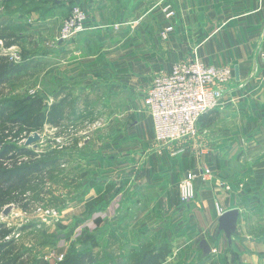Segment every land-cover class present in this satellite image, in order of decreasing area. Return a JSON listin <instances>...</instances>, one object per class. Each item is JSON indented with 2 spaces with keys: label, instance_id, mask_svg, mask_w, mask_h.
Masks as SVG:
<instances>
[{
  "label": "crops",
  "instance_id": "1",
  "mask_svg": "<svg viewBox=\"0 0 264 264\" xmlns=\"http://www.w3.org/2000/svg\"><path fill=\"white\" fill-rule=\"evenodd\" d=\"M16 1L22 9L13 6L14 20L23 15L33 24L27 22L29 28L39 30L42 57L75 49L55 78L70 74L82 81L100 71L123 103L121 113H109L108 120L118 123L110 124L102 154L92 156L100 179L71 207L73 215L89 214L87 202L104 195L103 207L87 224L118 219L112 214L117 205L126 209L138 200V234L150 227V234L172 244L163 264L188 261L203 239L211 247L207 263L264 264V57L258 48L264 0H70L86 9L91 29L72 41L54 38L70 6L58 0L10 4ZM168 5L176 10V27L163 40ZM194 59L232 69L221 105L207 114L217 119L194 139L160 143L142 96L175 63ZM204 168L212 176L197 178L196 198L182 202L179 182ZM232 208L239 217L227 238L217 228L221 214Z\"/></svg>",
  "mask_w": 264,
  "mask_h": 264
},
{
  "label": "rangeland",
  "instance_id": "2",
  "mask_svg": "<svg viewBox=\"0 0 264 264\" xmlns=\"http://www.w3.org/2000/svg\"><path fill=\"white\" fill-rule=\"evenodd\" d=\"M11 2L13 0H0V154L6 145L11 146L6 150V156H0V168H12L13 162L17 161L18 166L39 164L41 169L18 180L19 183L15 181L19 187L7 189L8 203L0 206V223L5 224L7 230L11 229L6 239L14 240L15 250L24 254L22 264H163L162 260L172 249L171 243L150 234V227L138 234L141 209L138 200L126 209L117 205L112 214H119L118 219L102 218L87 224L93 213L103 207V201L96 202L94 209H89V214L73 215L71 207L81 203L89 188L100 179V175L93 171L96 159L92 156L102 154L104 139L107 140L106 135L111 131L110 124L118 123L113 118L108 120L109 113L111 116L121 113L123 103L117 100L109 88L110 82L100 71V76L94 72L93 76L82 81L71 79L70 74L56 79V72L62 70L60 65L68 63L75 49L67 50L64 56L42 57L39 42L43 41V37L39 36L36 27L27 26L29 21L25 23L23 15L16 18L19 21L14 20L13 6L20 9L21 2L18 5L17 1ZM63 3L70 6V10L71 5L76 4L72 1ZM170 9L175 11L176 17L172 5L164 8L168 22L159 33L163 40L176 27L167 31L170 20L167 11ZM63 20L55 39L63 40L59 39ZM83 25L84 29L69 41L87 30L91 31L88 19ZM22 33L27 39L21 38L24 36ZM166 34L167 37H164ZM99 36L97 34L94 38ZM147 92L142 96L143 100ZM39 98L45 104L42 109L46 114H49V107H55V111L52 120L46 117L40 128H36L31 124L36 123L34 117L37 111L29 109ZM205 127L208 126H204L199 119L196 135L174 141L159 140L157 135L156 138L160 143L194 139ZM36 132L40 134V140L28 145V138ZM19 150L29 152L22 151L20 154ZM185 179L179 182V186ZM221 183L227 190L230 189V184ZM178 189L181 200L180 187ZM7 206H11V210L5 215L3 211ZM148 223L152 224V221ZM157 229L159 227L154 231ZM155 238L160 242L151 241ZM152 248L159 250L155 260L151 263L141 259L142 252ZM203 254L198 246L197 252L188 261L177 264H211L207 261L212 255L209 253L205 259Z\"/></svg>",
  "mask_w": 264,
  "mask_h": 264
},
{
  "label": "built area",
  "instance_id": "3",
  "mask_svg": "<svg viewBox=\"0 0 264 264\" xmlns=\"http://www.w3.org/2000/svg\"><path fill=\"white\" fill-rule=\"evenodd\" d=\"M167 17L170 18L167 31H172L175 27V11L168 10ZM87 19L86 9L81 5L72 4L69 14L63 20L62 35L59 39H72L78 31L84 29L83 22ZM258 48L263 50L264 57V31L258 37ZM231 78V68L216 67L199 59L179 62L169 73L157 77L144 98L146 108L154 120L157 138L162 141H174L196 135L198 120L207 111L221 105L226 92L224 87ZM211 176L209 168L191 173L180 183L181 200L187 202L195 198V180L200 178L207 181Z\"/></svg>",
  "mask_w": 264,
  "mask_h": 264
},
{
  "label": "trees",
  "instance_id": "4",
  "mask_svg": "<svg viewBox=\"0 0 264 264\" xmlns=\"http://www.w3.org/2000/svg\"><path fill=\"white\" fill-rule=\"evenodd\" d=\"M1 81V79H0ZM37 102H33V104H31L30 106V111H34L36 110L37 113L34 117V119H36V123L31 124V127H36V128H40V126L44 123V120L46 117H48L49 119H53V113L55 111V107H49V114H46L42 108H44L45 104L42 102L41 98L35 100ZM32 102V101H31ZM29 111V112H30ZM212 111V110H211ZM210 110L207 111L206 113H204L201 117H200V121L202 122V124L204 126H209L211 124H213L217 117L215 116H211V117H207V114H209V112H211ZM214 111V110H213ZM28 112V115H29ZM11 148V146L6 145L3 148V152L2 154H0L1 157H4L7 155L6 150H9ZM22 151H26L29 152L28 150H19L18 153L22 154ZM17 153V154H18ZM10 158V157H9ZM12 159V157L10 158ZM45 165V163H44ZM41 169L39 164H35L34 166H18L17 165V161H14L12 164V168H6V167H1L0 168V182H2V190H0V206L2 204L8 203L7 200H9L6 195L8 192V188L14 189L19 187L16 183H14L15 181H18L22 178H26L28 177V175H30V173H33L37 170ZM18 178V179H17ZM19 183V181L17 182ZM24 185V184H23ZM104 195H100L97 198L88 201L86 204V207L88 209H94L95 207V203H101L102 201L104 202ZM0 228H1V232H0V264H22L23 263V257L24 254L18 253V251H16V246L14 243V240H7L6 237L8 236L9 233H11V229L7 230L6 225L3 223H0ZM159 250L157 248H152L147 250L146 252H142L141 254V259L144 260H148L149 262H153L155 260V257L158 256ZM150 252V254L148 253Z\"/></svg>",
  "mask_w": 264,
  "mask_h": 264
},
{
  "label": "water",
  "instance_id": "5",
  "mask_svg": "<svg viewBox=\"0 0 264 264\" xmlns=\"http://www.w3.org/2000/svg\"><path fill=\"white\" fill-rule=\"evenodd\" d=\"M40 140V134L34 133V135L30 136L27 140V144H32L35 141ZM11 210V206H7L3 213L5 215H8ZM239 217V212L236 208L229 209L221 214L219 217V223H218V230L219 232L223 231L227 238H231L232 233L235 232L237 228V221ZM200 247L203 250V253L205 255L209 254L211 252L210 244L206 239H203L200 242Z\"/></svg>",
  "mask_w": 264,
  "mask_h": 264
}]
</instances>
